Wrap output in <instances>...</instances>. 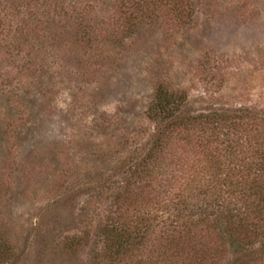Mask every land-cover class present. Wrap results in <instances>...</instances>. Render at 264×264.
I'll use <instances>...</instances> for the list:
<instances>
[{"label": "rangeland", "instance_id": "1", "mask_svg": "<svg viewBox=\"0 0 264 264\" xmlns=\"http://www.w3.org/2000/svg\"><path fill=\"white\" fill-rule=\"evenodd\" d=\"M3 1L0 264H101L160 87L184 119L264 116V0Z\"/></svg>", "mask_w": 264, "mask_h": 264}, {"label": "trees", "instance_id": "2", "mask_svg": "<svg viewBox=\"0 0 264 264\" xmlns=\"http://www.w3.org/2000/svg\"><path fill=\"white\" fill-rule=\"evenodd\" d=\"M187 102L157 90L148 117L168 125L127 171L126 208L99 224L101 264H264V116L184 119ZM10 245L0 236V258Z\"/></svg>", "mask_w": 264, "mask_h": 264}]
</instances>
